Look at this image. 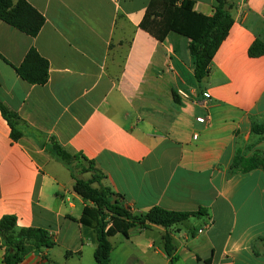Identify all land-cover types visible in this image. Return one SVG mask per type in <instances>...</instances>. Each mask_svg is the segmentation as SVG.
I'll use <instances>...</instances> for the list:
<instances>
[{
	"label": "crops",
	"instance_id": "crops-1",
	"mask_svg": "<svg viewBox=\"0 0 264 264\" xmlns=\"http://www.w3.org/2000/svg\"><path fill=\"white\" fill-rule=\"evenodd\" d=\"M26 1L46 19L37 37L0 20V103L24 121L14 140L0 111V220L45 229L55 246L20 264H95L96 233L79 222L87 204L47 152L53 141L94 161L136 214L207 211L116 235L110 264H171L167 233L172 264H264V140L252 133L264 123V55H249L264 45V0H232L234 24L201 83L187 38L140 28L151 0ZM192 1L213 15L216 0ZM31 49L49 62L43 86L15 71Z\"/></svg>",
	"mask_w": 264,
	"mask_h": 264
},
{
	"label": "trees",
	"instance_id": "trees-1",
	"mask_svg": "<svg viewBox=\"0 0 264 264\" xmlns=\"http://www.w3.org/2000/svg\"><path fill=\"white\" fill-rule=\"evenodd\" d=\"M232 8V0H216L213 15L205 16L196 12L195 2L192 0H151L140 28L159 42L165 41L171 32L187 38L195 78L201 83L208 77L213 58L234 24ZM0 20L30 37H37L46 23L45 17L26 0H18L16 4L13 0H0ZM249 55H264V45L255 42ZM49 70V62L35 49H31L22 64L15 67L22 80L38 86L47 84ZM0 111L11 128L12 138L20 139L23 136L21 127L24 121L2 103ZM252 133L264 140V123L254 124ZM47 152L70 171L75 180V193L87 204L79 222L85 229H93L96 233L95 264H110L113 251L111 238L118 234L127 236L132 229L147 230L154 226L168 231L190 218L207 215L204 209L175 212L160 207H154L146 214H136L124 197L104 185L106 176L96 168L94 161L69 153L55 141L47 147ZM256 162L264 166V158ZM243 164L244 160L239 158L235 168ZM253 166L252 163L248 164L246 170ZM77 174H88L90 177L79 178ZM163 240L165 252L172 264L175 250L173 240L168 233ZM261 242L264 243V240ZM54 246L49 231L45 229H19L14 215H6L0 220V248L5 249L6 264H20L28 255L41 253Z\"/></svg>",
	"mask_w": 264,
	"mask_h": 264
},
{
	"label": "built area",
	"instance_id": "built-area-1",
	"mask_svg": "<svg viewBox=\"0 0 264 264\" xmlns=\"http://www.w3.org/2000/svg\"><path fill=\"white\" fill-rule=\"evenodd\" d=\"M115 2H119V0H115ZM178 96L182 97V98H187V95L185 93H183L182 91H178L177 92ZM208 101H209V96L206 97V106L208 105ZM199 122H203L204 119H197ZM130 207V205H128ZM200 233H202V231H200Z\"/></svg>",
	"mask_w": 264,
	"mask_h": 264
},
{
	"label": "rangeland",
	"instance_id": "rangeland-1",
	"mask_svg": "<svg viewBox=\"0 0 264 264\" xmlns=\"http://www.w3.org/2000/svg\"><path fill=\"white\" fill-rule=\"evenodd\" d=\"M79 178H88L90 175L86 174V175H80V174H77Z\"/></svg>",
	"mask_w": 264,
	"mask_h": 264
}]
</instances>
